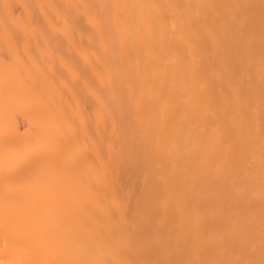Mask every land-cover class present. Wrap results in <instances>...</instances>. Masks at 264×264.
<instances>
[{
  "label": "bare ground",
  "instance_id": "bare-ground-1",
  "mask_svg": "<svg viewBox=\"0 0 264 264\" xmlns=\"http://www.w3.org/2000/svg\"><path fill=\"white\" fill-rule=\"evenodd\" d=\"M45 209L100 264H264V0H0V215Z\"/></svg>",
  "mask_w": 264,
  "mask_h": 264
},
{
  "label": "rangeland",
  "instance_id": "rangeland-1",
  "mask_svg": "<svg viewBox=\"0 0 264 264\" xmlns=\"http://www.w3.org/2000/svg\"><path fill=\"white\" fill-rule=\"evenodd\" d=\"M91 218L55 209L0 215V264H100V241Z\"/></svg>",
  "mask_w": 264,
  "mask_h": 264
}]
</instances>
